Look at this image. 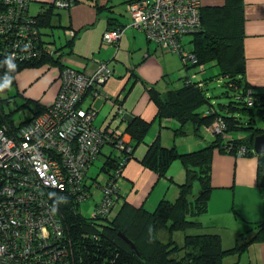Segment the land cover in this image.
<instances>
[{
    "label": "trees",
    "instance_id": "16d2710c",
    "mask_svg": "<svg viewBox=\"0 0 264 264\" xmlns=\"http://www.w3.org/2000/svg\"><path fill=\"white\" fill-rule=\"evenodd\" d=\"M11 1L7 4L5 0H0V14L8 16L3 23L7 28L0 33V85L10 80L9 86L0 92L14 95L17 110L6 111L5 106L10 100L0 98V131L17 138L20 130L49 109V106L24 96L18 87L17 75L26 69L38 70L47 66L56 68L62 80L69 68L76 69L65 61L74 56L78 36L77 32L73 36L68 34L72 30L69 12L83 1L91 2L98 11H101V7L98 0H71L72 5L68 8H60L53 2L41 4L40 11L31 14L32 0ZM133 1L126 3L128 15L127 6ZM244 9V0H225L222 6L201 7L200 29L180 39L184 49L197 58L196 64L191 61L184 64L180 53L161 48L140 29L150 42L178 55L185 71H191L190 75L180 80L181 87H172L165 92L158 90L156 85L149 88L148 94L157 107L158 120L162 122L171 118L179 124L173 130L174 138L187 137V129L190 128L196 139L205 140L207 135H211L214 140L201 149L184 153L179 152L176 146L166 147L159 139L155 140L148 145L139 163L159 178H165L172 164L179 161L186 182L178 185L177 198L174 201L164 198L150 211L142 206L134 207L121 199L118 185L108 213L88 218L80 211L83 201L78 202L75 191L87 193L89 198L86 199L94 200V190L116 185L125 162L145 143L152 124L139 117L129 124L126 129L131 136L132 148L129 152V146H125L124 150L118 148L121 138L109 136L104 146L109 145L113 149L111 155L104 156L101 167V172L107 174L106 184L97 183V180L92 185L88 183L90 167L103 155L102 146L94 159L87 163L85 175L77 184H67L69 191L66 193L53 192L52 197L57 199L56 216L65 229V236H71L74 242V254L69 256L68 264H225V258H240L251 246L264 244V218L252 222L236 213H233L234 217L249 229L237 236L232 248L224 249L222 238L216 234H185L183 244L174 239L177 233L201 228V223L196 219L208 212L213 190L212 161L215 151L235 157H256L257 185L264 192V154L254 151V139L264 132V128L256 127L254 118L244 122L238 116L239 111L246 113L251 111L250 106H258L259 101L264 103V87L252 86L246 76ZM109 23L115 27L112 26L107 32L124 29L114 19H110ZM56 27L63 30L66 39L60 46L55 39L48 40L43 32ZM187 37H191L189 43L192 49L186 48L184 40ZM209 65L216 67L218 73L208 78L201 77L208 71ZM213 81L221 82L224 88L218 96L210 95L208 86ZM254 96H259L260 100H253ZM217 97L228 98L229 101L215 103L213 98ZM17 99H21V103H17ZM25 110H30L31 115H23L16 121V112L24 113ZM259 111L264 114L263 108ZM73 141L78 143L76 139ZM54 159L62 162L60 155H54ZM4 175L5 172L0 169V176ZM14 175L20 177L23 173L16 171ZM189 177H192L191 185H188ZM195 181L199 185L197 196L193 195ZM44 196L47 197L45 193ZM119 233L134 243L136 250Z\"/></svg>",
    "mask_w": 264,
    "mask_h": 264
},
{
    "label": "crops",
    "instance_id": "0c3cea01",
    "mask_svg": "<svg viewBox=\"0 0 264 264\" xmlns=\"http://www.w3.org/2000/svg\"><path fill=\"white\" fill-rule=\"evenodd\" d=\"M129 1L98 0L101 11L88 1L72 7L69 12L72 30L68 34L73 36L77 32L78 36L74 56L65 61L77 70H92L99 62L106 63L112 69L110 80L97 90L85 92L82 108L93 111L94 127L105 131L108 136L121 138L123 145L129 146L127 152L132 148L131 136L126 133L129 124L136 117L152 124L145 143L125 162L117 183L121 199L134 207L142 206L151 211L164 198L174 201L178 196V185L186 182V177L183 167L176 166L179 161L172 164L165 178H159L144 168L139 160L146 154L148 145L159 139L162 145L176 146L179 152L184 153L201 149L214 138L207 135L205 140L196 139L190 128L187 129V137L174 138L173 130L179 124L171 118L162 122L158 120L157 107L148 94L149 88L156 85L158 90L165 92L172 87H181L178 79L182 80L187 75L182 73V66L179 67L175 54L162 50L150 42L142 31L129 26L130 17L125 9ZM53 2L32 0L31 6L35 12H39L41 4ZM201 3L202 6H222L225 0H201ZM244 3L246 76L252 86L264 87V0H244ZM109 18L124 28L122 37L116 43L105 42L103 38L109 28L115 27L109 23ZM17 82L24 96L49 106L55 101L62 80L56 68L46 66L38 70H24L17 75ZM127 91L129 93L125 97ZM102 146L101 153L109 156L113 148ZM257 167L256 157H235L214 152L213 190L208 212L201 219L202 225L207 228L202 226L195 234L219 235L224 249H229L234 246L237 236L249 229L233 213L252 222L264 218V192L257 185ZM179 172L184 176L177 177ZM121 178L123 180L119 181ZM172 187L175 188L173 195L164 193L165 189ZM99 189L94 190L93 194ZM235 263L264 264V244L251 246L236 260L227 258L226 264Z\"/></svg>",
    "mask_w": 264,
    "mask_h": 264
},
{
    "label": "built area",
    "instance_id": "2783aa9c",
    "mask_svg": "<svg viewBox=\"0 0 264 264\" xmlns=\"http://www.w3.org/2000/svg\"><path fill=\"white\" fill-rule=\"evenodd\" d=\"M54 2L60 8L72 5L71 0ZM201 6V0H134L127 6L129 26L144 31L161 48L180 53L184 64H196L197 58L184 49L180 39L200 29ZM6 20L8 16L0 14V33L7 28L3 25ZM122 33L123 30L106 32L104 41L116 43ZM112 76V69L104 62L97 63L90 72L69 68L58 93L62 97L57 96L53 107L20 130L17 138L0 131V169L5 172L0 176V264H68L69 256L74 254L73 239L65 236L56 216L57 199L52 196L54 191L68 192L67 184H77L85 175L87 163L109 140V136L102 135L103 130L91 125L94 113L83 109L80 102L85 92L93 86L99 89ZM52 121L58 129L50 133L47 126ZM93 130L102 132L95 134ZM119 148H125L121 139ZM27 150L33 157L38 155L34 157L36 161L24 154ZM54 155L62 156V162H57ZM8 158L11 161L4 162ZM16 171L23 175H14ZM117 183L103 187V197L92 217L111 209ZM79 192L75 191L78 202L89 198V194Z\"/></svg>",
    "mask_w": 264,
    "mask_h": 264
},
{
    "label": "rangeland",
    "instance_id": "374dc122",
    "mask_svg": "<svg viewBox=\"0 0 264 264\" xmlns=\"http://www.w3.org/2000/svg\"><path fill=\"white\" fill-rule=\"evenodd\" d=\"M30 11H31L30 12L31 14H35V9H31ZM43 32L46 35V37H47L48 40L53 41L55 39L57 41V45L58 46L64 44V42L66 40L63 30L61 28H59V27L52 28V29H46ZM52 33H53V35H52ZM190 40H191V37H187V38H185L184 41L186 43V48L192 49V44L189 43ZM175 56L179 60V67L181 68V66H182V73L183 74H186L187 76L190 75L191 74V71L186 72L185 69H184V67H183V65H182V61L179 58V56L178 55H175ZM90 71L91 70L85 71V72H90ZM217 73H218V69L216 67H213L212 65H209L208 66V71L204 72L201 75V77L204 76V77H207L208 78L210 76L216 75ZM111 78L112 77H110L108 80H110ZM179 82H180V80L178 79V83ZM61 85L62 84L60 82L59 89H60ZM172 85H174V84H172ZM221 85H222V83L219 82V81L210 82L209 83V86H208L209 91H210V95H212V94L215 95V96L220 95L224 91V88ZM10 91H12V89H10ZM58 93H59V91H58ZM58 95L60 96V98L62 97L60 94H57V96ZM13 96L14 95H9L7 93H1L0 92V98L5 99V100H10L9 103H8V106L7 105L5 106V109L8 112L9 111H16L17 110V105H16V103H15V101L13 99ZM232 99L234 100V98H232ZM252 99L253 100H256V101L260 100L259 99V96H254ZM213 101L215 103H227L229 101V99L228 98H224V97H217V98H213ZM17 103H21V99H17ZM261 103L262 102L259 101L258 102V106H256V105L250 106L251 107V111H248L246 113H243V112L239 111L238 112V116H240L241 119L244 122H247L250 118H252V119L254 118V120L256 121L255 122V126L258 127V128H264V114H262L259 111L260 108H263L264 109V103H262L263 106H261L262 105ZM51 105H49V107ZM23 115L30 116L31 115V111L30 110H25L24 113L23 112L22 113L16 112V114H15L16 121L19 119V117H21ZM47 129H48V132L50 130V133H53V132H55L58 129V126L54 123V121H52L51 123L48 124ZM93 132L95 134H98V132H102V131L93 130ZM102 135L105 136L106 138L108 137V135L106 134L105 131L102 132ZM3 148H5L7 150L9 148V145H5V146L3 145ZM11 152L14 154L16 151H11ZM24 154L30 155L33 158L34 161H36L34 157L38 156V155L35 154L34 157H33V154H30V152L28 150L25 151ZM9 156L10 155H7V157H9ZM104 160H105L104 155H101L99 157V159L96 160L94 162V164L90 167L89 172H88V177L90 178L89 181H88L89 184H91V185L94 184V180H97V183H101L103 185L106 184L107 174L105 172H101V167L103 166ZM6 161H11V158H8V159L4 160V162H6ZM35 164H36V162H35ZM176 166H180L181 167L182 165L179 162H177L176 163ZM182 175L183 174H181L179 172V174H177V177H181ZM122 180L123 179L121 178L119 181H122ZM193 185H194V187H193V195L194 196H197L198 193H199V185H198V183L196 181L194 182ZM174 191H175V188L172 187L171 189H165L164 190V193H166L167 195H170L171 196V195L174 194ZM102 197H103V191H101V189H99V190H97L96 193H94V196H93V199L94 200H92V199H86L85 201H83L82 204H81V206H80V211L82 212V214L85 217L90 218L92 216V214H93L94 209H95V204L97 202L99 203L101 201ZM151 211H153V210H151ZM202 217H203V215L200 216V217H198L196 220L201 223V228H202V226L204 228H207L206 225H204V224L202 225V221H201ZM225 227H227V226H225ZM199 229L192 228L191 230H188L187 233H181V232L180 233H177V234L174 235V239L177 240L179 243L183 244V240H184V235L185 234H188V235L195 234V232L198 231ZM232 233H234V232H232ZM230 257H232V260H236V258H237V256H230ZM230 257H227V258H230ZM227 258H225V260H224V263L225 264L227 263Z\"/></svg>",
    "mask_w": 264,
    "mask_h": 264
},
{
    "label": "water",
    "instance_id": "95a60500",
    "mask_svg": "<svg viewBox=\"0 0 264 264\" xmlns=\"http://www.w3.org/2000/svg\"><path fill=\"white\" fill-rule=\"evenodd\" d=\"M254 151L258 154L263 153L264 154V132L261 133L260 135H258L255 139H254ZM192 183V177H189L188 179V185H191ZM119 235L126 241L128 242L131 247L136 250V246L134 245V243H132L130 240H128L126 237H124L121 233H119Z\"/></svg>",
    "mask_w": 264,
    "mask_h": 264
},
{
    "label": "clouds",
    "instance_id": "9594fccd",
    "mask_svg": "<svg viewBox=\"0 0 264 264\" xmlns=\"http://www.w3.org/2000/svg\"><path fill=\"white\" fill-rule=\"evenodd\" d=\"M10 61V60H9ZM8 61V62H9ZM14 67V66H13ZM9 83H10V80L9 81H7L6 83H4V84H2V85H0V90H3V88H6V87H8L9 86Z\"/></svg>",
    "mask_w": 264,
    "mask_h": 264
}]
</instances>
